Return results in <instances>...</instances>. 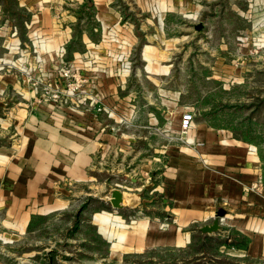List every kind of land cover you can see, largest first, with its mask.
<instances>
[{
	"label": "crops",
	"instance_id": "crops-1",
	"mask_svg": "<svg viewBox=\"0 0 264 264\" xmlns=\"http://www.w3.org/2000/svg\"><path fill=\"white\" fill-rule=\"evenodd\" d=\"M185 4L0 0V228L8 238L81 198L99 197L112 213H98L92 223L116 258L123 248L186 249L194 238L240 243V234L248 247L228 248L230 255L264 264L257 147L203 124L179 136L188 110L183 91L169 88L163 51L148 43L166 39L168 17L183 14ZM63 49L67 64L88 80L96 107L55 105L25 84L27 71L57 79ZM116 189L120 209L110 201ZM131 211L136 217L127 225ZM220 213L221 230L204 234Z\"/></svg>",
	"mask_w": 264,
	"mask_h": 264
},
{
	"label": "rangeland",
	"instance_id": "rangeland-1",
	"mask_svg": "<svg viewBox=\"0 0 264 264\" xmlns=\"http://www.w3.org/2000/svg\"><path fill=\"white\" fill-rule=\"evenodd\" d=\"M186 3L183 14L168 17L166 39L148 43L163 51L158 54L169 66V88L183 91L181 105L194 113V124L230 131L256 146L264 173V0ZM98 199L81 198L20 238H8L0 228V264H259L231 256L221 237L194 238L186 249L123 248L116 258L92 223L98 213H112ZM125 217L130 225L136 214Z\"/></svg>",
	"mask_w": 264,
	"mask_h": 264
},
{
	"label": "built area",
	"instance_id": "built-area-1",
	"mask_svg": "<svg viewBox=\"0 0 264 264\" xmlns=\"http://www.w3.org/2000/svg\"><path fill=\"white\" fill-rule=\"evenodd\" d=\"M59 56L60 66L56 71L57 79L34 75V73L27 71L25 73V84L36 92L40 100H49L55 105L65 106L68 101H74L78 104L88 105L91 108L96 107L99 100L89 96L85 90L88 80L67 64L64 49ZM124 67L128 70L131 67L130 62H125ZM96 109L97 112H105L108 116H112V112L104 106H99ZM194 122V113L186 110L180 119L179 136L187 135L192 129Z\"/></svg>",
	"mask_w": 264,
	"mask_h": 264
},
{
	"label": "water",
	"instance_id": "water-1",
	"mask_svg": "<svg viewBox=\"0 0 264 264\" xmlns=\"http://www.w3.org/2000/svg\"><path fill=\"white\" fill-rule=\"evenodd\" d=\"M204 28L203 24H199L195 27L196 31L201 32ZM111 204L113 206V208L115 209H120L122 208V202H123V196H122V192L118 189L114 190L111 196ZM224 217L223 213L217 214V218L216 220L213 222L212 225L210 226H205L201 229V231L204 234H213V233H217L221 230V224H220V220L221 218Z\"/></svg>",
	"mask_w": 264,
	"mask_h": 264
},
{
	"label": "trees",
	"instance_id": "trees-1",
	"mask_svg": "<svg viewBox=\"0 0 264 264\" xmlns=\"http://www.w3.org/2000/svg\"><path fill=\"white\" fill-rule=\"evenodd\" d=\"M262 161H263V156H262ZM263 184H264V173H263ZM240 239V243L237 241H234L232 243H230L229 241L226 242V247L227 248H234V249H246L248 247L249 244V240L246 238H243L240 234L238 236ZM238 240V241H239Z\"/></svg>",
	"mask_w": 264,
	"mask_h": 264
}]
</instances>
